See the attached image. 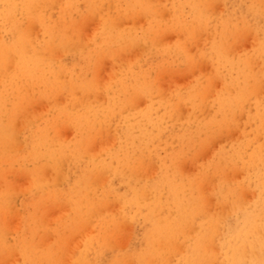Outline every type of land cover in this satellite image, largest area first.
<instances>
[{
  "label": "clouds",
  "instance_id": "9594fccd",
  "mask_svg": "<svg viewBox=\"0 0 264 264\" xmlns=\"http://www.w3.org/2000/svg\"><path fill=\"white\" fill-rule=\"evenodd\" d=\"M0 264H264V0H0Z\"/></svg>",
  "mask_w": 264,
  "mask_h": 264
}]
</instances>
